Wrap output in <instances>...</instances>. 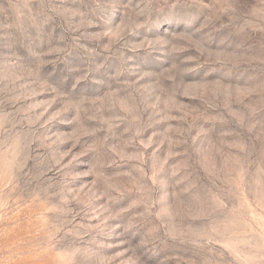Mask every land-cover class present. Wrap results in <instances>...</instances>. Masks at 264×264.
Instances as JSON below:
<instances>
[{
  "label": "clouds",
  "instance_id": "clouds-1",
  "mask_svg": "<svg viewBox=\"0 0 264 264\" xmlns=\"http://www.w3.org/2000/svg\"><path fill=\"white\" fill-rule=\"evenodd\" d=\"M0 264H264V0H0Z\"/></svg>",
  "mask_w": 264,
  "mask_h": 264
},
{
  "label": "rangeland",
  "instance_id": "rangeland-1",
  "mask_svg": "<svg viewBox=\"0 0 264 264\" xmlns=\"http://www.w3.org/2000/svg\"><path fill=\"white\" fill-rule=\"evenodd\" d=\"M177 163H179V162L177 161ZM247 202H248V206H249V215L251 218L255 219L258 215H260V213L257 210V206H256V204L252 203L251 198H248Z\"/></svg>",
  "mask_w": 264,
  "mask_h": 264
}]
</instances>
